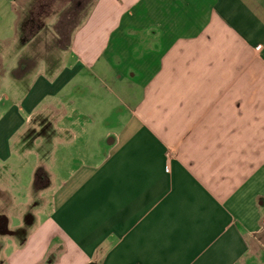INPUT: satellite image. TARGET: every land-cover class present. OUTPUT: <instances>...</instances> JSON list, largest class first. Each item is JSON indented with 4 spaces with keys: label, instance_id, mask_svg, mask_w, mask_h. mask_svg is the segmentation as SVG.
Returning <instances> with one entry per match:
<instances>
[{
    "label": "crops",
    "instance_id": "crops-1",
    "mask_svg": "<svg viewBox=\"0 0 264 264\" xmlns=\"http://www.w3.org/2000/svg\"><path fill=\"white\" fill-rule=\"evenodd\" d=\"M0 52V264H264V0H0Z\"/></svg>",
    "mask_w": 264,
    "mask_h": 264
},
{
    "label": "rangeland",
    "instance_id": "rangeland-1",
    "mask_svg": "<svg viewBox=\"0 0 264 264\" xmlns=\"http://www.w3.org/2000/svg\"><path fill=\"white\" fill-rule=\"evenodd\" d=\"M1 53V52H0ZM17 53V52H16ZM15 53V54H16ZM27 53H28V51H27ZM41 53V55H43V56H46V57H50V56H54L53 54H54V52L52 53V52H50V51H48V50H45V51H41L40 52ZM57 54V53H56ZM29 63H28V68H27V71L29 70V71H31L32 70V66H31V62L32 61H28ZM8 66L5 68V71H7V72H4V73H7L6 74V76L4 77V75H3V73H1V67H0V97H1V95H2V93L3 92H8V93H10V94H12V92H13V90H12V87L16 84H14V81L12 80V78L10 77L11 76V74H13V70L14 69H16V71L18 70H21V69H23V68H20L19 66H14V62H12L11 60L8 62ZM4 86V89H1V86ZM21 86H24L23 84H21ZM25 88H27V84H26V86H25ZM7 164H0V171L1 172H3L4 170H5V168H4V170L2 169L3 167H5ZM6 171H8L7 170V168H6ZM0 180H1V178H0ZM11 181V180H10ZM29 181V180H28ZM4 183H7V185H9V186H11V189H13V190H17V189H19V184L20 183H18L17 184V182H12V183H10L8 180H4ZM35 186H38L37 184L35 185ZM23 214H25V213H27V210H25V211H23L22 212ZM14 215L15 214H13V212H11L10 211V216L13 218V220H15L14 219Z\"/></svg>",
    "mask_w": 264,
    "mask_h": 264
}]
</instances>
